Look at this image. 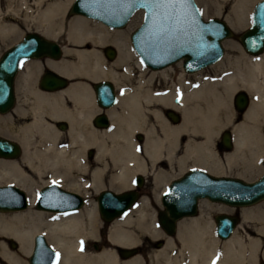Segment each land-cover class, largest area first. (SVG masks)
<instances>
[{"label":"bare ground","instance_id":"6f19581e","mask_svg":"<svg viewBox=\"0 0 264 264\" xmlns=\"http://www.w3.org/2000/svg\"><path fill=\"white\" fill-rule=\"evenodd\" d=\"M94 1L99 4H96L94 7L98 5L97 7L101 8L104 5L106 13L114 11V6L109 0ZM178 1L169 0V2H166V5H164L166 7L164 20L158 19L155 24L153 22L154 27L152 33L151 35L149 34L150 36L146 38L147 42H145L147 49L149 51L152 50L150 52L148 51L150 56L159 58L158 56H160L164 47L167 45L171 47L173 45L172 30L176 29L178 31L181 27L180 23L185 26V31H188L189 22L185 21L183 17L189 15L190 9L186 7L185 3H182L183 0H180L181 3L178 6L175 5ZM245 1L247 0H239L238 7H242ZM68 2V0H34L33 4H29L28 0H0V38L14 32L18 26V20L27 23L30 22L42 32L44 27H58L61 30L63 26L65 29L63 34L66 36V39L78 49L66 50V57L69 56L72 60L66 61V59L63 62L68 63L69 68H65L64 63L63 67L56 63L55 66L57 68L61 71L66 69L68 71L67 74L71 76H84L90 79V82H99L102 78H110L116 83H122L120 80L121 75H124L126 78V76H130V72L134 71L131 68V64L128 63L131 53L136 58H138L139 54L136 52L138 54L137 56L132 48H130L131 53L127 52V48L123 47L119 41L114 39L115 36L110 35L107 28L97 22L100 21L98 19L89 17L90 20H88L82 17L83 15L67 18L64 11ZM190 13L192 14V12ZM100 22L110 27L104 22ZM231 24L233 27L232 22ZM120 28L122 27H113L112 29ZM121 32L116 30L114 34L118 35ZM45 33L58 36L57 33L51 32L50 30L45 31ZM186 39L187 37L183 38V43L185 44H187ZM180 40L181 38L179 37L175 42L178 43ZM108 42H114L120 50V55L114 63H110L100 53L101 47L105 46ZM239 48L237 55L228 54L225 57L223 56V59L221 58L212 63L210 65V72L201 71V69L191 75V78H189L191 80L184 93L187 92L181 98L185 104L180 107L183 121L179 124L166 126L162 136H159V134L158 136L147 135V138H145L146 143L143 147L151 158L155 159L158 156L157 150L161 147L160 143L162 142L167 151L171 153L170 163L176 167L178 166L180 170L188 166L204 165L211 171H227V168L223 167L219 159L220 152L218 150L217 138L223 125L233 120L234 109L231 97L233 92L239 88L249 90L253 95V100H251L246 111L243 112L245 114L242 122L234 128L233 148L235 145V149L233 150L232 148L233 151L231 150V152L225 153L224 158L230 164V161L233 159L249 161L258 156V150L264 148V53L260 55H249L240 46ZM165 50L167 49L165 48ZM142 61L141 58L138 59L137 66L140 69V73L134 75L137 78L135 88L139 90H143L146 84L154 80V73L165 74L168 71H174L170 66L160 71H153V73L145 78L148 69L143 67L144 64ZM146 65L152 67L148 64ZM164 66L167 65L152 68H161ZM53 78L52 80L58 82L55 76ZM181 80H183L182 75L179 77L180 82ZM102 81H105V79ZM99 84L106 83L100 82ZM76 85L80 87L85 84L75 83L74 86ZM172 91L174 96L179 92L175 87H173ZM6 94L8 103L4 99L5 93H3L2 86H0V103L2 105L0 106V110L8 107L12 89L10 93ZM127 94L128 96L120 99L116 107H121L122 111H118L115 108L110 110V115H112L114 123L120 120L123 126L119 125L113 128L111 125L108 129L99 131L91 127L90 131L86 128L83 130L88 121V114L80 110L81 105L78 107L81 120L73 122L72 130L68 136L53 128L52 123L34 118L33 122L29 125V146L26 150V155L29 160L31 157L39 158L38 161L41 163L45 173L50 176V179L47 181H59L64 187L66 186V188L69 187L72 190H77L79 188L89 187V184L97 187L103 186L106 183V177H108L109 184L114 189L127 187V171H136L145 166L142 161L144 159H142V154L140 158L137 151L135 152L136 145L134 136H132L135 128L138 126L136 122L137 116L135 117L137 101H135L136 99H134L133 94ZM91 113L92 111H90ZM154 115L156 117V113ZM89 145L97 148L96 155L92 160L86 156V149H88ZM5 171V165L0 162V181H5ZM209 182L210 180L202 174L190 171L167 189L163 201L170 199L174 210L190 209L197 197H201V194L209 193L208 190L212 187ZM58 187L55 184L48 186L46 193L43 192L40 194L37 205L45 203L43 209L48 208L49 205L55 208H65L62 209L63 211L55 212L54 214L42 212L31 215L20 214L9 221H5L0 217V235L8 232H17L20 229L23 233L31 236L35 231L41 230L40 226L32 224L34 222L37 223L36 221L38 220L44 223L42 229L52 248L59 254V259L57 260L56 256L53 264H145L142 257L137 255L139 248L131 246L135 245L142 238L141 234H139L141 229H151V217H149L146 208L149 204L146 200L142 199L139 202V206L136 207L134 206L138 202L135 203L126 212L113 218L111 220L112 222L110 221L108 226V240L118 248H106L101 252L94 253L86 249L84 238L89 233L96 234V222L99 219L97 209L99 201L94 206L93 211H90L86 207V204L75 210H66L67 207L72 206L71 204L75 198L72 194L60 191L59 188L65 189L63 186ZM104 192L101 198H106L108 208L117 207L134 194L133 190L130 189L124 192H117L123 196H117L116 198V196L104 194ZM23 204L12 206L11 204L5 203L0 204V208H4L3 210L20 208ZM172 212L164 205V210L160 211L158 221L155 216L152 217L157 234H162L161 236H163L162 229L165 232L171 230L167 222L173 217ZM161 216H164L167 221L162 223L160 220ZM195 217L197 218L186 219L188 217H183L178 220L177 237L181 242V247H175V241L165 236V246L156 254L164 262L158 264L256 263L255 253H253L250 247H247L244 240L234 235L235 231L231 236L222 241L223 244L221 247L218 245V239L213 234L214 223H211L213 230L209 235L206 233V228L202 223L201 217ZM17 220L22 222L21 225H19ZM33 220L35 221L33 222ZM260 220L264 222V218ZM22 225L24 228H22ZM152 233L156 234L154 232ZM40 246L38 244L36 250L39 249L38 258L40 257L39 260L42 261L47 257L48 252ZM2 248L0 247V256L3 259L0 260V264H25L23 259L12 253L3 252L4 249ZM33 248L34 242L31 249L29 247H23V255H30ZM122 248H135L137 251L129 257L125 256V258H132L122 260L120 257V254L123 256ZM253 250H256V248Z\"/></svg>","mask_w":264,"mask_h":264},{"label":"flooded vegetation","instance_id":"af4514ba","mask_svg":"<svg viewBox=\"0 0 264 264\" xmlns=\"http://www.w3.org/2000/svg\"><path fill=\"white\" fill-rule=\"evenodd\" d=\"M114 30L121 32L122 29ZM122 33L123 31L121 34H118L117 37H114V39L119 41L123 47L127 48V46H130V40L123 37ZM233 37L235 40L240 42L239 37ZM128 39H130V35ZM108 48L114 50L112 58L107 52ZM67 49L76 50L78 48L75 46L70 47L68 44L64 45L61 43V53L58 57L44 55L21 59L19 61L17 72L13 78L12 94L9 105L6 109L0 110V162L6 167L4 175L5 181H0V204L7 203L12 206H17L25 203V206L20 208L8 210L0 208V217L3 220H12L16 215L20 214L31 215V213L36 214L38 212L54 214L55 212H58L39 208L37 206L40 194L43 192L46 193L48 186L55 184L59 187H64V185L59 181H47V174L41 166V163L38 161L39 158L31 157L29 160L26 155V150L29 146V125L33 122L34 118H39L52 123L53 128L61 131V133L65 136H68L72 130L73 122L81 120L78 112V107L81 105L80 110L88 114V121L86 122L83 130L86 128L90 131L91 127L99 131L108 129L111 125L113 128L116 126L118 127L119 125L123 126V123H121L120 120L114 123L112 115H110V110L115 108L118 111H122L121 107H116L120 99L124 96H128L127 93L133 94L134 99H136L135 101H137L135 117L137 116L136 122L139 127L137 126L135 128L132 136H134L133 138L136 145L135 152L137 151L140 158L142 154V159L144 158L142 161L145 166L142 169H137L136 171H127L128 183L126 188L114 189L110 184L107 185L109 183V178L106 177V183L100 187L89 184V187H87L86 190L82 188L72 190L69 187L66 188V186L64 187L65 189L79 193L85 203L89 201L95 205L98 203L101 195L106 190L124 192L132 189L136 194L135 203L140 202L142 199L146 200L150 204L151 208H155L154 210L157 217L160 214V206L157 207L155 203H161L166 190L177 180L182 179L188 172H190L191 169L201 167L207 169L211 173H214L204 165H194V167L188 166L180 170L178 167L170 163L169 160H171V153L167 151L164 143L162 142L160 143L161 147L157 150L159 157L157 156L155 159L151 158L143 147L146 143L145 138H147V135L158 136L159 134V136H162L166 126L179 123L182 120L183 116L180 107L183 104V100L181 98H183L187 92L186 91L184 93V90L191 80L189 78H191V75L195 74L196 71H199L200 69L195 71L186 70L183 66V60L174 62L178 65L176 70L173 68L174 63L161 68H152L142 62L144 64L143 67L148 69L145 78L153 73V71H160L170 66L174 69V71H170L171 73L168 71L169 73L167 72L165 74L154 73V80H152L151 83L146 84L143 90L135 88L137 85V78L134 75L139 74V71L136 72V69H138L137 67L134 71L129 73L130 76H126L125 78L124 75H121L120 80L122 83L118 85L110 78H102L100 80H109L110 83L99 84L100 81L90 82V79H87L84 76H71L67 74L68 71L66 69L61 71L55 66L57 63L63 67V60H72L69 56L66 57ZM244 52L249 54L245 50ZM100 53L106 60L116 61L120 55V50L114 42H110L106 43V45L100 49ZM64 65L66 66L65 68L70 67L68 63H64ZM55 74L62 75L66 79L65 82L59 83L52 80L54 79L53 76H55ZM180 75L183 76V80H181V82L179 81ZM75 83H84L85 85L78 87L77 85L74 86ZM173 87L177 88L179 91L175 96L172 91ZM239 90L245 89L239 88ZM236 94L237 90L234 91L233 99H231L232 105L235 109H237V105L234 100ZM247 94H249V92H247ZM90 111H92L91 114ZM153 112L156 113V117ZM242 113L243 112L240 111V114ZM73 119L75 120L73 121ZM225 131H228L230 134V147H226L223 141V133ZM230 132L231 130H223L219 134V140H217L218 150L220 152L219 159L223 163L227 162L223 157L224 153L231 151L233 148V136ZM86 154L89 159H93L96 155L95 147L89 145ZM235 162L236 160L233 159L230 161V164L232 165ZM30 207H33L34 210L31 213L28 212ZM212 215L214 216V213ZM34 221L35 220H33V222ZM36 222L37 223L34 222L32 224L40 226L41 230L35 231L31 236L23 233L20 229L17 232H8L0 235V247H3V252H9L21 258L23 254V247H29L31 249L35 235L37 233H44L42 229V225H44V223L38 220ZM18 223L21 225L22 222L18 221ZM22 228H24L23 225ZM211 230L213 229L211 228ZM161 231L166 233L163 229ZM2 259L3 257L0 256V260ZM25 261V264H31L29 261V255H27Z\"/></svg>","mask_w":264,"mask_h":264},{"label":"water","instance_id":"95a60500","mask_svg":"<svg viewBox=\"0 0 264 264\" xmlns=\"http://www.w3.org/2000/svg\"><path fill=\"white\" fill-rule=\"evenodd\" d=\"M97 1L99 2V0ZM113 1L117 0H109L114 6V11L106 13L105 6L102 5L101 8H98L97 6L99 4L94 0H72L67 10V14H80L98 19L111 27H123L127 24V21L131 18L132 14L137 9L142 8L144 11L143 19L131 32V43L143 62L152 67H159L165 64L168 65L174 61L183 59V66L187 70L193 71L200 69L217 61L223 54V40L234 35L231 26L225 19L219 17L204 18L195 0H183L182 3H185L186 7L190 9L189 11L192 12V14L189 12L188 16L183 17L185 21L189 22L188 31H185V26L180 23L181 27L178 31L176 29L172 30V33H175V37L172 34V38L174 39L173 45H171V47L170 45L164 47V52L162 51L160 56H158L159 58H157L156 56H150L148 54L149 49H147L145 42H147L146 38L151 35L155 22L158 19L164 20V14L166 11L164 5H166V3H158L157 0ZM179 3H181L180 0L178 3L176 2L175 5L178 6ZM96 4L98 5L94 7ZM169 14L173 15L172 13ZM237 36L247 52L258 54L264 50V0H257L253 4L251 21L243 31L237 34ZM179 37L181 40L178 43L175 42ZM184 37H187V44L183 43ZM165 48L167 50H165ZM107 52L112 58L114 50L108 48ZM60 53L61 45L58 41L50 39L37 31H28L24 33L21 39L6 48L0 54V86H2L3 93H5V101L8 103L6 93H10L12 89L13 78L21 59L44 55L58 57ZM55 77L56 81L59 83H64L66 80L59 74H55ZM100 82L110 83L107 80ZM234 100L239 111L245 110L249 103V97L243 90L237 92ZM0 106H2L1 103ZM223 141L226 147L231 146L230 134L228 131L223 133ZM190 171L200 173L208 178L212 187L208 190L209 193L201 194V197H197L192 203L190 209L187 210H174L170 199L162 202L163 209H160V211L164 210V205L168 210L173 211V217L167 222L171 227V230H167L166 232L169 235L175 233L177 220L184 216L197 214V200L199 198H208L210 201L221 202L233 207L248 206L264 200V172L254 180H244L237 176L213 175L201 168L191 169ZM59 190L63 193L72 194L75 198L74 202L71 204L72 206L67 207L66 210L77 209L83 205V198L79 193L62 188H59ZM105 193L114 195L116 198L117 196H123L113 190H106L104 194ZM133 193L134 194H132L129 199H126L123 203L114 208H108L106 198L102 199L100 197L99 205H97L100 216L104 220L109 221L124 213L136 200L135 192L133 191ZM40 204L41 205L37 206L42 208L45 206V203ZM23 206H25V203ZM44 209L63 211L62 209L65 208H55L54 206L48 205V208ZM160 220L162 223L167 221L164 216H161ZM214 222L216 236L225 239L233 233L239 222V216L236 214L220 212L215 214ZM38 244L48 252L47 257L42 261L39 260L40 257L38 258L39 249L36 250ZM136 251L135 248H122L123 256H130ZM56 256L57 252L52 248L46 236L43 233H37L34 237V248L29 255L30 263L53 264ZM259 264H264V260L260 261Z\"/></svg>","mask_w":264,"mask_h":264},{"label":"rangeland","instance_id":"374dc122","mask_svg":"<svg viewBox=\"0 0 264 264\" xmlns=\"http://www.w3.org/2000/svg\"><path fill=\"white\" fill-rule=\"evenodd\" d=\"M33 1L34 0H28V3L33 4ZM68 1L69 2L67 3L65 11H64L66 17L72 18L75 16H81V15H76V14L69 16L67 14V10H68L72 0H68ZM195 1H196L197 5L199 7V10L201 11L204 18H209V17L213 16V17H219V18L225 19L229 23V25L231 26V28L234 32V35H236L248 26L250 19H251L250 16H251L252 7H253V4L256 0H247L244 2L242 7L239 6L240 8L238 7L239 0H195ZM82 17L90 20V18H88V17H85V16H82ZM142 18H143V9L136 10L133 13V15L131 16L129 22L124 27L120 28V29H122L121 31H123V33H122L123 37H125V38H127V40H129L128 38H129L130 33L132 32V30L134 28H136L138 26V24L142 21ZM92 20H95V19H92ZM95 21H97V20H95ZM97 22H99L101 25H103L105 28H107L110 35H112V36L114 35L115 37H117V35L114 34V33H116V30L104 25L100 21H97ZM231 22L234 25L233 27H232ZM17 25L18 26L14 30V32L8 34L7 36H3L0 38V54L7 47L11 46V44H13L15 41L19 40L25 32L34 31V30L42 33L44 36H47L49 38H53V39L61 42L64 45L68 44L70 47H74L73 44L68 42V40L66 39V36L63 34V31L65 30L63 26L61 27V30H59L58 27H51V28L50 27L49 28L44 27L43 28L44 33H43L42 31H39L37 29V27L34 24L32 25L30 22L27 23L25 21L18 20ZM47 30L48 31L50 30L51 32L57 33L58 36H53V35H50V33H45V31H47ZM108 43H110V42H108ZM229 43H231V44H229ZM129 45L131 47L127 46V52L131 53L130 48H132L133 52L136 53V51L132 47L131 42H129ZM88 46H90V45H88ZM223 46H224V50H225V53L223 55L224 57L227 56L228 54L234 55V56L237 55L239 52V49H240L239 46L244 51L242 44L239 41L235 40L234 37L226 38L223 41ZM102 48H103V46L101 47V49ZM136 55L138 56L137 53H136ZM138 59H140L139 56H138V58H136L131 53V55L128 59V63L131 64L132 69H135L137 67L138 69H136L137 70L136 72L139 71L138 73H140V69L137 66ZM109 62L114 63L115 60L109 61ZM173 68L176 70V68H178V65L176 63H174ZM210 70H211V67H210V65H208V66L204 67L201 71L210 72ZM118 84L119 83H117V85ZM187 87L185 88V90L187 89ZM176 90H177V88H176ZM237 90H239V89H237ZM247 92H249V97H251V100H253V95L250 93L249 90H247ZM233 94H234V92H233ZM233 94H232L231 99H233ZM184 105L185 104L183 103L182 106H184ZM233 109H234L233 120L230 123H225V125H223L222 129L218 133L217 140H219V138H220L219 134L225 129L231 130V132L234 135V128L242 122L245 113L240 114V112L237 111V109H235L234 106H233ZM182 121H183V118L179 123H181ZM179 123H175V124H179ZM88 148H89V146H88ZM95 149L97 151L96 147H95ZM234 149H235V145H234L233 150ZM86 151H87V149H86ZM229 152H231V151H229ZM225 153H228V152H225ZM258 153L259 154L255 159H251L249 161H246L244 159H238V160H236V162L234 164H232V165L229 164V166H228V161L224 158L227 162L226 163L222 162V165L224 168H227V171H225L223 173L228 174V175L237 176V177L240 176V178L242 177V179H244V180L245 179H247V180L255 179L264 171V148L258 150ZM86 156H87V154H86ZM90 160H92V159H90ZM212 172L219 174V172H215L214 170H212ZM49 179H50V176H49V174H47V180H49ZM86 188L83 187L82 189L86 190ZM199 202L200 201L198 199L197 200V207L199 208V210H198L199 213L197 216L201 217L202 223L204 224V226L206 228L207 234L210 235L212 232L211 223L213 222L215 224V222L213 221V215H212L213 213L215 214L219 211H225L227 213L238 214L239 215V222L234 229L235 232L233 231L234 235H236L237 237L244 240V242L247 244V247H250L251 250L253 251V253H255V256H256V263L255 264H259L260 261L264 260V258H263V255H264V222H263V220H260L261 218H264V200H261L255 204H252V205L239 206V207H233V206H229V205H226L223 203H214V202H210L209 200H204V199L200 202V207H199ZM85 204H86V207H88L90 209V211H93L94 206H95L94 203H90L89 201H87ZM155 204L157 205V207L161 206V203H155ZM153 205H154V203H153ZM136 206H139V202L134 207H136ZM146 208L148 210L149 217H151L150 218V224L152 223L150 226L151 229H149V230L141 229V231H139V234H141L142 238L139 239V242H137L135 245H133L131 247L139 248V253L137 255H140L142 257L145 264H158L160 262H164L163 259L158 258L156 256V254L158 251H161L163 249V247L165 246L164 245L165 236L172 238L175 241V247H181V242L179 241V239L177 237L178 229H176V232L173 235H167L164 232H163V236H161L162 234L161 235L157 234L155 232V228L153 225L154 221L152 218L155 216L156 220L158 221V216L156 217V212L154 210L155 208H151L150 204ZM32 211H34L33 207H30L28 209V212L31 213ZM186 219H190V218H186ZM111 220L105 221L99 216V219L97 220L98 223L96 222V227H97L96 228L97 229L96 234L93 235V234L89 233L84 238L85 246H86V249L88 251L98 253V252H101L103 249H106V248H110V249L111 248H113V249L118 248L116 245H114L113 243H111L108 240V226H109V223ZM152 232H154L156 234H153ZM213 234L219 241L218 245H220L222 247V244H223L222 241H224V239L216 236L215 233H213ZM254 248H256V250H253ZM26 257H27L26 255L22 254L21 258H23V260L25 261ZM120 257L122 258V260H128V259L132 258V257L125 258V256H122L121 254H120Z\"/></svg>","mask_w":264,"mask_h":264},{"label":"snow or ice","instance_id":"6c2138e0","mask_svg":"<svg viewBox=\"0 0 264 264\" xmlns=\"http://www.w3.org/2000/svg\"><path fill=\"white\" fill-rule=\"evenodd\" d=\"M158 3H161V2H169V0H157ZM54 183H57V182H54ZM83 250V249H82ZM59 259V254H57V260Z\"/></svg>","mask_w":264,"mask_h":264}]
</instances>
